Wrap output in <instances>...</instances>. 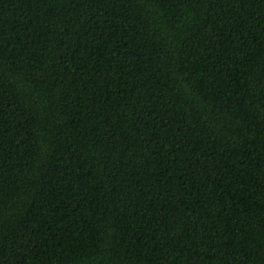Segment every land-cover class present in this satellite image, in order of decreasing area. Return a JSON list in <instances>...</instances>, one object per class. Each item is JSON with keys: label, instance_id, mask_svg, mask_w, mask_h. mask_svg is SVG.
I'll return each instance as SVG.
<instances>
[{"label": "trees", "instance_id": "16d2710c", "mask_svg": "<svg viewBox=\"0 0 264 264\" xmlns=\"http://www.w3.org/2000/svg\"><path fill=\"white\" fill-rule=\"evenodd\" d=\"M0 264H264V0H0Z\"/></svg>", "mask_w": 264, "mask_h": 264}]
</instances>
